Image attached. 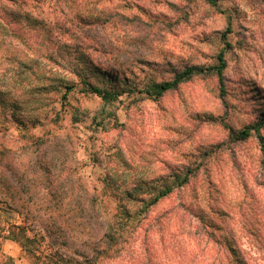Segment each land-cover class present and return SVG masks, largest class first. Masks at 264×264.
I'll use <instances>...</instances> for the list:
<instances>
[{"label":"rangeland","instance_id":"374dc122","mask_svg":"<svg viewBox=\"0 0 264 264\" xmlns=\"http://www.w3.org/2000/svg\"><path fill=\"white\" fill-rule=\"evenodd\" d=\"M220 51L222 84L138 92ZM82 76L137 90L104 104ZM63 80L77 84L69 106L52 90ZM263 118L264 0H0V264H264V127L230 138ZM196 166L117 251L96 253L98 212L139 211ZM14 225L51 237L26 250Z\"/></svg>","mask_w":264,"mask_h":264},{"label":"trees","instance_id":"16d2710c","mask_svg":"<svg viewBox=\"0 0 264 264\" xmlns=\"http://www.w3.org/2000/svg\"><path fill=\"white\" fill-rule=\"evenodd\" d=\"M218 0H208L210 4L213 6L217 5ZM217 63L208 67L201 65H190L186 66L181 70H175L172 73V76L169 79H163L161 81L151 80L147 83L143 90L138 92H144L148 96L153 98H159L163 96L165 93L175 90L178 86L186 81L191 80L193 77L202 75V74H214L217 76L219 82L223 83V71L226 67V60L224 57V51H220L217 55ZM79 82L82 85V92L86 94H94L101 99L104 104H112L118 97L125 91L127 92H135L137 87H127L126 89H117L111 87L102 88L96 84H94L90 79L86 76H82L79 79ZM52 86L54 92L57 94V98L61 106H69V95L73 92L77 86L75 82L63 80L57 84H53ZM46 88V87H44ZM223 92V87L221 88ZM113 116H115L113 114ZM73 117V120L76 121ZM20 126L23 127V121L19 119H14ZM264 127V118L260 121H257L254 124H250L246 126L244 129L237 131H230V138L234 140H242L248 137L252 131L259 134L260 129ZM261 138V137H260ZM198 167L195 169L189 168L186 171H173L167 177H165L159 185H154L151 191V196L147 200H140L143 202V208L139 211H130L126 208L115 209L114 211L108 209L110 211H103L101 217L103 222L105 223L106 231L104 233L103 242L105 243L104 248L96 249L98 255H104L110 257V250H116L117 246L123 242L125 238H129L134 231V228L137 222L141 218V214L147 212V210L156 205L160 200L170 195L175 189L181 188L186 185L190 177H192ZM131 192H126V198L131 197ZM93 200H91L92 203ZM93 213H96L95 209H91L87 214L89 216H95ZM97 213V214H98ZM109 215V218H107ZM12 226V225H11ZM13 227L17 228V233L13 232ZM10 227L8 230V234L11 240L20 242L22 247L27 250L29 243L38 242V245L41 244V240L51 237L49 230L44 229V233L40 235L39 239H35L27 234V228L24 225H14ZM126 241V240H125ZM50 246V245H49Z\"/></svg>","mask_w":264,"mask_h":264}]
</instances>
